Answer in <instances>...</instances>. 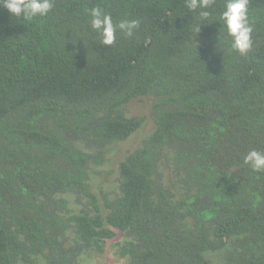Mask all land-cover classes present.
I'll list each match as a JSON object with an SVG mask.
<instances>
[{
	"label": "trees",
	"instance_id": "16d2710c",
	"mask_svg": "<svg viewBox=\"0 0 264 264\" xmlns=\"http://www.w3.org/2000/svg\"><path fill=\"white\" fill-rule=\"evenodd\" d=\"M223 4L197 35L185 0H54L31 20L0 6V264H105L107 249L264 264V172L243 162L264 152V0H249L245 55L219 32ZM96 6L140 26L99 46ZM137 99L151 129L98 186L146 121L126 112Z\"/></svg>",
	"mask_w": 264,
	"mask_h": 264
},
{
	"label": "clouds",
	"instance_id": "9594fccd",
	"mask_svg": "<svg viewBox=\"0 0 264 264\" xmlns=\"http://www.w3.org/2000/svg\"><path fill=\"white\" fill-rule=\"evenodd\" d=\"M0 6L6 9L15 19L31 20L47 16L54 7V0H0ZM215 0H185V7L195 15L192 31L197 35L202 24L209 22ZM249 0H224L220 13L219 30L230 38L231 48L241 55L247 54L252 47L253 27L249 20ZM214 19V18H213ZM90 31L98 37L99 46H112L118 35L132 37L140 26L139 20L121 19L114 21L111 14L96 6L88 10ZM72 43L75 44L74 39ZM243 162L253 172H264V152L250 150Z\"/></svg>",
	"mask_w": 264,
	"mask_h": 264
},
{
	"label": "rangeland",
	"instance_id": "374dc122",
	"mask_svg": "<svg viewBox=\"0 0 264 264\" xmlns=\"http://www.w3.org/2000/svg\"><path fill=\"white\" fill-rule=\"evenodd\" d=\"M151 104L146 99H137L131 102L127 107V114L128 115H144L146 121L144 125L129 139L124 140L118 144L117 150L115 153L110 154L109 166L106 170H103V175L98 178V186L106 185L109 181L114 180L115 173L108 174V171H114L116 169V165L119 159L124 158V156L132 151L137 145L141 142V140L148 134L149 130L151 129L152 125V118H151ZM110 249L104 252L106 257L105 264H124V258H118L113 255H110ZM89 261V260H88ZM81 264H84L83 262Z\"/></svg>",
	"mask_w": 264,
	"mask_h": 264
}]
</instances>
